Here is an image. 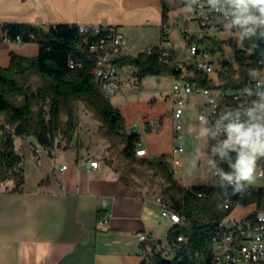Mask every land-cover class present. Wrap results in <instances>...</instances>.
I'll use <instances>...</instances> for the list:
<instances>
[{
	"label": "crops",
	"instance_id": "crops-1",
	"mask_svg": "<svg viewBox=\"0 0 264 264\" xmlns=\"http://www.w3.org/2000/svg\"><path fill=\"white\" fill-rule=\"evenodd\" d=\"M176 5H180L178 1ZM168 22L163 20L162 0H0V66H9L12 53L32 57L40 50L37 42L5 41V24L31 23L44 29L58 23L114 24L128 42L121 59L137 56L139 48L145 49L142 46L146 45L147 52L161 44L163 26ZM170 32L169 42L178 51ZM178 52L177 59L188 56V52L185 56H181V50ZM117 67L119 89L113 95L119 91L121 94L116 97L117 104L111 102L124 117L125 132L140 133L148 154L139 157L167 155L169 160L170 154L175 156L179 139L169 96L172 74L168 75V100L162 102L157 92L141 89L148 80L157 86L161 75L138 80L134 76L136 67L131 66L126 75L121 73L126 66ZM133 81L139 85L133 86ZM168 110L171 116L165 115ZM77 134L67 148L64 142L59 145L63 160L60 172L49 173L53 163L46 167L47 176L34 181L28 180L25 172L19 191L14 190L13 180L0 183V264H143L148 251H161L158 248L167 239L172 224L161 212L157 202L160 196L146 186L122 181L116 170L94 158L90 147L78 142ZM43 157L47 156L37 158L39 166ZM94 160L99 162L98 168L91 166ZM183 179L182 185L194 184ZM257 207L264 209V201L260 206H238L231 216L245 217ZM142 234L147 235L145 240Z\"/></svg>",
	"mask_w": 264,
	"mask_h": 264
},
{
	"label": "trees",
	"instance_id": "trees-1",
	"mask_svg": "<svg viewBox=\"0 0 264 264\" xmlns=\"http://www.w3.org/2000/svg\"><path fill=\"white\" fill-rule=\"evenodd\" d=\"M177 1L182 6L196 2ZM162 6L163 20L167 21L172 9L169 0H162ZM4 29L13 41L20 37L21 42H37L40 50L32 57L12 53L9 66H0V183L13 180L16 191L24 183L23 156L16 149L15 136L34 135L50 153L62 142L67 148L77 132L79 103L85 102L101 121L98 133L109 141L108 150L123 164H149L156 176L165 179L159 198L186 218L183 225L172 226L167 235L173 257L156 251L153 264H212L211 239L219 222L232 211L225 208L227 198L232 199L233 208L238 202L260 206L264 201V186L249 185L239 193L233 192L234 186L222 185L219 180L184 186L175 179L167 155L155 159L139 157L141 135L137 131L125 132L121 111L111 102L110 95L101 90L93 73L95 55L84 43L79 24L58 23L44 29L31 23H9ZM251 41H257V34ZM72 61L78 65L72 67ZM116 63L120 67H136L134 76L138 80L175 73L171 66L159 60L156 51L126 56ZM260 159L264 165V157ZM107 163L112 165V160ZM132 166L129 171L135 173ZM125 171L120 178L130 184L131 178Z\"/></svg>",
	"mask_w": 264,
	"mask_h": 264
},
{
	"label": "built area",
	"instance_id": "built-area-1",
	"mask_svg": "<svg viewBox=\"0 0 264 264\" xmlns=\"http://www.w3.org/2000/svg\"><path fill=\"white\" fill-rule=\"evenodd\" d=\"M229 7L223 3V0L216 7L207 0H199L191 5L188 20H197L198 29L190 35L189 26L183 28L189 41L188 56L185 59L176 58L179 52L174 49L167 36L171 29L169 24L163 26L161 44L156 48L147 49L148 53L156 51L159 60L175 70L172 74L169 96L177 138L182 136L181 131L187 122L186 112L191 96L195 93L204 96L203 102L197 106L198 117L199 120L201 116L205 118L207 121L205 124L209 129L214 127L223 113H233L231 118L235 119V113L239 111L240 120L247 122V110L255 106L254 102H261V93H264V48L261 44H264V37H260L259 32L264 25L257 27V42H248V36L240 35L243 29L240 26H232L233 17L225 15V11L218 10H227ZM213 28L219 31L229 29L232 34L227 39L216 38L211 34ZM79 32L84 43L95 55L93 73L99 81L101 90L110 96L115 94L119 89L116 61L127 45L126 35L114 24H80ZM4 39L7 42L13 41L7 34ZM16 41L21 42V38L18 37ZM229 48L230 57H227ZM77 65L72 61V67ZM215 71H218L216 79L210 76ZM226 138V133L221 132L217 139H212L213 147ZM183 151H185L184 146L179 144L174 149V155ZM137 152L140 155L148 154L147 148L142 143L139 144ZM236 155V152L230 153L233 163ZM215 161L220 169L221 164H227L218 155ZM91 166L98 168L99 163L92 161ZM171 169L175 179L185 184V179L179 177V169L175 163L171 165ZM214 171L212 169L213 180L218 182L219 176L214 175ZM230 171L232 169L228 165V172ZM263 173L262 162L261 168L255 171V177L261 178ZM157 202L163 216L172 226L185 223L186 218L180 217L179 212L169 209L160 198ZM241 205L238 202L233 208V201L229 197L225 202V208H232V211L219 222L218 229L211 239L212 264H264V209L257 207L245 217H232L234 209ZM146 238V234L141 235L142 240ZM178 240H183V237L180 236ZM155 252L156 250L148 251L143 264H153L152 258Z\"/></svg>",
	"mask_w": 264,
	"mask_h": 264
},
{
	"label": "rangeland",
	"instance_id": "rangeland-1",
	"mask_svg": "<svg viewBox=\"0 0 264 264\" xmlns=\"http://www.w3.org/2000/svg\"><path fill=\"white\" fill-rule=\"evenodd\" d=\"M170 2L171 5H173L171 7V12L169 13L171 18H168V24H170L171 28V41L176 44V49L178 51H182L181 56H185L189 50V41L187 40L188 36L183 32V28L188 25L190 28L189 31H191V33H195L198 29V22L195 19H191L188 22V19L190 18V5H176L177 0H170ZM211 34L216 38L221 37L227 39L229 35L232 34V31L229 29L219 31L218 29L213 28L211 30ZM141 44H144V42ZM142 47H145V49L139 48L141 50H138V55L140 53L146 52V45ZM229 51L230 48L226 53L227 57H230ZM130 67L131 65H126V67L122 69L121 73L123 75L130 74ZM210 76L215 79L218 78V71L211 73ZM135 83L139 85V82L135 81H133L132 85L134 86ZM170 83L171 82L168 75L161 74L160 80L158 79V82L156 81V84H158L157 86L153 84V80H148L144 85H141V89L147 88L149 89L150 93L157 92V97L160 98L162 102H164L168 100L167 91ZM120 94L121 91H119L115 96L111 95L110 100L114 104H117L119 100L116 99V97H120ZM203 99V95H193V101L191 102L190 110L187 113V123L181 131L182 136L178 139V144H176V147L179 144L183 145L186 150L177 153L175 156L170 154L169 157V164L174 165L175 163L178 166L179 177H185L189 183L193 182L194 184H207L210 183L211 178H213L212 168L208 163L209 160H214L215 157L212 153L213 146L209 137H206L202 134V128H208V126L206 124H202L198 117L199 110L197 106L199 105V101ZM78 112L79 118L78 128L76 132L78 133L77 136L79 137L78 142H80V144H86L87 147H90V153L93 154L92 156L94 158L98 157L102 159L106 164H108V160H112V165L110 166L114 170H116L118 174H124L126 172L125 170H127L131 181L136 184L146 186L151 192H153L156 197L158 195L162 197V188L165 185V179L161 176H156L154 170L150 167L149 164H134L133 166L127 163L123 164L116 155L108 150L110 145L109 141L103 138L98 133L101 121L87 107L85 102L79 103ZM165 115L171 116V112L168 110ZM4 131L5 130H3V132ZM8 131L13 132V129L9 128ZM1 134L2 131L0 130V135ZM15 145L17 151L23 156V164L25 168L24 174L25 172L27 173L28 180L34 181L40 178L42 175L47 176L46 167L50 166V164L52 163L53 167L49 173L52 174L53 171L60 172L59 166L61 165L63 160H61L62 151H59L58 149L61 147H59L58 144L53 148V155L52 151L50 153V150L47 147L41 145L34 135L15 136ZM37 148L41 150L40 153L36 152ZM41 156L47 157H43V161L39 166L37 163V158L39 160ZM129 166H132L136 170L135 173L129 171ZM8 181L10 180H6L4 182ZM178 183L182 185L180 181H178ZM249 185L258 187L264 186V177H255L254 182ZM158 249H161V251H163L169 258H172L174 255L173 251H171L168 239L164 240V242L161 243V246Z\"/></svg>",
	"mask_w": 264,
	"mask_h": 264
},
{
	"label": "clouds",
	"instance_id": "clouds-1",
	"mask_svg": "<svg viewBox=\"0 0 264 264\" xmlns=\"http://www.w3.org/2000/svg\"><path fill=\"white\" fill-rule=\"evenodd\" d=\"M207 2L216 7L222 0ZM223 3L230 7L227 10H218L225 11V15L233 17L232 26H240L243 29L241 36L256 35L257 27L264 25V0H223ZM259 36L264 37V28L260 30ZM254 104L252 109L247 110V122L240 120L237 111L235 119L231 118L233 113H223L213 128H202V134L214 140L221 132L227 135L226 139L212 148V153L227 162L232 171L225 172L218 168L215 160H209L208 163L215 170L213 174L219 176L220 184L234 185V193L242 192L245 186L254 182L256 162L260 157H264V123L261 122L264 121V93H261V102ZM200 120L202 124L207 123L203 116ZM231 152L237 154L234 163L230 156Z\"/></svg>",
	"mask_w": 264,
	"mask_h": 264
},
{
	"label": "bare ground",
	"instance_id": "bare-ground-1",
	"mask_svg": "<svg viewBox=\"0 0 264 264\" xmlns=\"http://www.w3.org/2000/svg\"><path fill=\"white\" fill-rule=\"evenodd\" d=\"M253 36V35H252ZM252 36H248V42H257V41H251V37ZM128 43V42H127ZM137 154L139 155V156H146V155H140L139 154V152H137ZM94 161H97V160H94ZM92 162V161H91ZM91 162H90V164H91ZM98 162V161H97ZM99 163V162H98ZM261 159L259 158L258 160H257V162H256V169H260L261 168ZM99 167V166H98ZM221 169L223 170V171H225V172H228V164H221ZM264 176V173L261 175V177H263ZM231 185V184H230ZM232 186H234V185H232ZM161 199V201H162V198H160ZM165 201V200H164ZM166 206V205H165ZM172 207L170 206L169 207V209H171ZM178 212V211H177ZM179 215H180V217H184V216H182L180 213H179Z\"/></svg>",
	"mask_w": 264,
	"mask_h": 264
},
{
	"label": "water",
	"instance_id": "water-1",
	"mask_svg": "<svg viewBox=\"0 0 264 264\" xmlns=\"http://www.w3.org/2000/svg\"><path fill=\"white\" fill-rule=\"evenodd\" d=\"M161 253V251H159Z\"/></svg>",
	"mask_w": 264,
	"mask_h": 264
}]
</instances>
